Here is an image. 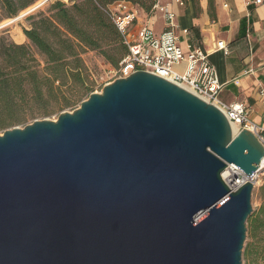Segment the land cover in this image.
I'll list each match as a JSON object with an SVG mask.
<instances>
[{
    "label": "water",
    "instance_id": "water-1",
    "mask_svg": "<svg viewBox=\"0 0 264 264\" xmlns=\"http://www.w3.org/2000/svg\"><path fill=\"white\" fill-rule=\"evenodd\" d=\"M263 158L181 85L118 78L0 134V264H243L254 185L232 191L222 174Z\"/></svg>",
    "mask_w": 264,
    "mask_h": 264
},
{
    "label": "trees",
    "instance_id": "trees-1",
    "mask_svg": "<svg viewBox=\"0 0 264 264\" xmlns=\"http://www.w3.org/2000/svg\"><path fill=\"white\" fill-rule=\"evenodd\" d=\"M37 0H0L6 17H14ZM119 1L138 4L150 12L157 0H57L47 10L28 17L31 27L24 29L29 43L0 42V130L27 124L55 111L82 102L94 92V83L83 55L100 51L118 66L128 54L123 35L109 15V7ZM40 56L41 60L37 57ZM40 111H33L34 106ZM264 191V187H263ZM254 239L264 242V205L249 220ZM255 262L264 264V245L248 252Z\"/></svg>",
    "mask_w": 264,
    "mask_h": 264
},
{
    "label": "built area",
    "instance_id": "built-area-1",
    "mask_svg": "<svg viewBox=\"0 0 264 264\" xmlns=\"http://www.w3.org/2000/svg\"><path fill=\"white\" fill-rule=\"evenodd\" d=\"M184 6V0H172ZM263 0H256L261 3ZM155 8L160 10L164 19V28L157 32L148 22H141L138 11L131 2L119 1L109 7V15L116 24L128 47V54L115 69V79L128 77L136 71H148L173 81L218 106L238 130L247 129L254 133L264 146V121L255 122L249 108L243 103H226L219 97L223 84L220 82L215 65L210 61V52L188 43L182 45L179 35L177 15L168 4L157 0ZM188 29L183 33L187 34ZM217 49L229 54V48L223 41ZM184 67L183 71L180 69ZM264 94V91H262ZM227 174L223 179L232 191L245 183L252 182L254 188L264 173V158L252 175L246 174L236 164H227Z\"/></svg>",
    "mask_w": 264,
    "mask_h": 264
},
{
    "label": "crops",
    "instance_id": "crops-1",
    "mask_svg": "<svg viewBox=\"0 0 264 264\" xmlns=\"http://www.w3.org/2000/svg\"><path fill=\"white\" fill-rule=\"evenodd\" d=\"M160 1L168 4L176 13L177 20L180 21L178 25L182 45L186 46L190 42L210 52V61L215 65L218 78L223 84L220 99L226 103L245 104L252 119L262 123L264 0L258 4L255 3L256 0H199L197 3L186 0L184 6L172 0ZM161 17L160 30L155 28L159 22L152 23L157 32L164 28V19ZM184 29L189 32L183 33ZM221 41L229 48V54L216 48Z\"/></svg>",
    "mask_w": 264,
    "mask_h": 264
},
{
    "label": "rangeland",
    "instance_id": "rangeland-1",
    "mask_svg": "<svg viewBox=\"0 0 264 264\" xmlns=\"http://www.w3.org/2000/svg\"><path fill=\"white\" fill-rule=\"evenodd\" d=\"M39 1L41 0H37L35 1L33 4H31L29 7L23 9L22 11L19 12L18 15H20L23 11H25L26 9L30 8L31 6L37 4ZM57 0H48L47 2H45L42 6H40L39 8H37L36 10L32 11L31 13L25 15L24 17L14 21L12 24L8 25L7 27L3 28L0 30V42L1 40H6V41H12L18 44H22V43H29L28 39H25L24 41L17 42L16 41V35L20 36V33H24V29L25 28H30L31 27V20L28 19V17L32 14H35L37 12H39L40 10H47V8L49 7V5L53 2H55ZM67 4H71L73 0H61ZM196 3L199 0H193ZM186 3V0H185ZM134 7L137 9L138 11V15H139V19L141 22H149L150 25H152V23L154 21H156L157 23L159 21H162V13L160 12V10L156 9L155 7L150 11L147 12L145 11L142 7H140L138 4H135ZM182 11L184 10V8L182 7L181 9ZM187 13H185L184 10V15L186 16ZM18 15L14 16V17H6L4 15V10L1 8V4H0V24L9 20V19H13L16 18ZM188 19V17L186 18ZM178 24L180 21H178ZM181 26V25H180ZM162 27L161 22H159L157 25H155L156 30H160ZM40 60L41 57L37 56ZM83 59L86 63V65L88 66L90 73H91V81H93L94 83V92H102L104 86L107 83L113 82L115 79V69L117 68V66H115V64L111 63L100 51H91L88 50L86 53H84L83 55ZM182 71L184 69V67L180 68ZM89 97L85 96L83 100L87 99ZM59 104H56L55 101H53L49 107L55 108V111L50 114L47 115L45 117L43 116H39L38 118L34 119V120H29V122L27 124H21V125H16L14 127H24L28 124L33 123L35 120H57L59 115L62 112L68 111V112H72L75 109H77L78 107H80L81 102L77 103L74 106L68 107L62 111L59 110ZM33 111L37 112L40 111L42 108L37 106H34ZM12 127V128H14ZM11 129V128H8ZM5 130H0V134H2ZM258 184L256 185V187L253 190L252 193V206H253V212L250 216V218L252 216H257L258 214H260L261 212V208L264 205V191H263V187H264V173L261 176L260 181H257ZM247 226H248V231H247V238L245 240V244H244V249H243V264H258L257 262H255L254 258H255V254H253L252 252H250V255H248L249 249L250 251L252 249H255V247L263 246L264 242H259L257 239H254L251 236V233L249 231V222H247ZM261 237H264V232H262Z\"/></svg>",
    "mask_w": 264,
    "mask_h": 264
},
{
    "label": "bare ground",
    "instance_id": "bare-ground-1",
    "mask_svg": "<svg viewBox=\"0 0 264 264\" xmlns=\"http://www.w3.org/2000/svg\"><path fill=\"white\" fill-rule=\"evenodd\" d=\"M47 0H41L39 1L37 4L31 6L30 8L26 9L25 11H23L20 15H18L16 18H13V19H9L3 23L0 24V30L3 29L4 27L12 24L14 21L24 17L25 15L31 13L32 11H34L35 9L39 8L40 6H42ZM16 41L17 42H22L24 41V39H26V35L24 33H20V36H17L16 35ZM185 88V86H182ZM232 128H233V131L234 133H237L239 130H238V126L235 125V124H232ZM227 174V171L226 169L223 171V176L225 177ZM258 184V182L256 183ZM204 215V214H203ZM203 215H201V217H203Z\"/></svg>",
    "mask_w": 264,
    "mask_h": 264
}]
</instances>
